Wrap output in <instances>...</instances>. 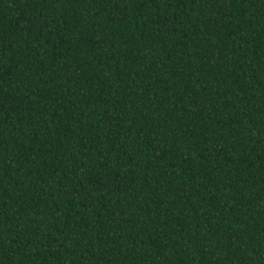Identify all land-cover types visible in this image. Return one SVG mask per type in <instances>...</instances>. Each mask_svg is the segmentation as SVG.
<instances>
[{"label": "trees", "instance_id": "obj_1", "mask_svg": "<svg viewBox=\"0 0 264 264\" xmlns=\"http://www.w3.org/2000/svg\"><path fill=\"white\" fill-rule=\"evenodd\" d=\"M0 264H264V0H0Z\"/></svg>", "mask_w": 264, "mask_h": 264}]
</instances>
